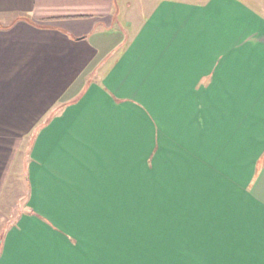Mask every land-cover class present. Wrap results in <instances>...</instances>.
Returning <instances> with one entry per match:
<instances>
[{
  "label": "crops",
  "instance_id": "0c3cea01",
  "mask_svg": "<svg viewBox=\"0 0 264 264\" xmlns=\"http://www.w3.org/2000/svg\"><path fill=\"white\" fill-rule=\"evenodd\" d=\"M13 178L0 264H264V0H0Z\"/></svg>",
  "mask_w": 264,
  "mask_h": 264
},
{
  "label": "rangeland",
  "instance_id": "374dc122",
  "mask_svg": "<svg viewBox=\"0 0 264 264\" xmlns=\"http://www.w3.org/2000/svg\"><path fill=\"white\" fill-rule=\"evenodd\" d=\"M29 136L30 135L28 136L26 135L23 138L29 137ZM27 142H24V143L27 144ZM8 192H9L8 199H10L9 204L6 207L5 206L0 207V237L2 235L4 228L8 225V223L13 219V217L16 214L17 207H18L17 201L19 200L21 201L22 204L24 203L23 199H24V195L26 192V184L24 180L22 178L21 179L15 178V180L14 178L11 179V185L9 186Z\"/></svg>",
  "mask_w": 264,
  "mask_h": 264
}]
</instances>
